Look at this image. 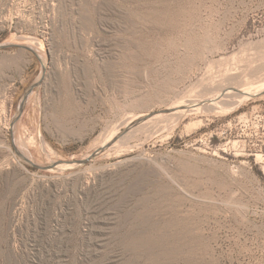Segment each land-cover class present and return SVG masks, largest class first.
<instances>
[{
    "label": "rangeland",
    "instance_id": "374dc122",
    "mask_svg": "<svg viewBox=\"0 0 264 264\" xmlns=\"http://www.w3.org/2000/svg\"><path fill=\"white\" fill-rule=\"evenodd\" d=\"M1 43L45 70L0 50V264H264V90L73 168L12 141L77 160L136 113L259 89L264 0H0Z\"/></svg>",
    "mask_w": 264,
    "mask_h": 264
},
{
    "label": "bare ground",
    "instance_id": "6f19581e",
    "mask_svg": "<svg viewBox=\"0 0 264 264\" xmlns=\"http://www.w3.org/2000/svg\"><path fill=\"white\" fill-rule=\"evenodd\" d=\"M156 13V12H155ZM29 39V38H28ZM29 41V40H28ZM32 41V39L30 40ZM36 41V40H35ZM34 41V42H35ZM38 41V40H37ZM38 43V42H37ZM23 44V43H21ZM39 44V43H38ZM238 71V70H237ZM239 72V71H238ZM231 77V76H230ZM239 77V76H238ZM227 78V77H226ZM264 79V78H263ZM233 80V79H232ZM256 80V79H255ZM254 80V81H255ZM227 81V80H226ZM252 81V80H251ZM257 81V80H256ZM263 81V80H262ZM229 83V82H228ZM233 83V82H232ZM231 83V85H232ZM237 83V81H236ZM243 84V83H242ZM245 84V83H244ZM263 84V85H262ZM262 84H258V86L262 85L258 90L254 89L255 91H253L252 89L250 88H243L242 86H240L241 88L239 87H223L222 89H224V91L220 92L218 95H216L215 93H213L214 95L211 96V97H208V98H201L200 100H197L196 101H188V102H182V103H173L171 105H169L168 107L162 109V110H159V111H156V110H153V111H150L148 113H136L134 114L127 122L124 123V125L122 126H125V128H128V132L130 130H133V128H137V126L139 127L140 124H143L144 122H148V121H153L155 119H162L163 117L165 119H167L166 117H168L170 120L172 119L173 116L177 117L175 119L176 120H179V118H182L184 116H188L190 114H192L193 112H197L199 110H201L200 108L202 106H211V105H218V103H220L221 100L224 101V99H227L229 97H236L238 96L239 99L236 98V100H238V104L241 103L242 101H244L246 98H249V97H252L253 95H256V94H259L261 93L263 90H264V83ZM226 85V84H225ZM247 85V84H246ZM209 86V85H208ZM251 86V85H250ZM254 86V84H253ZM251 86V87H253ZM256 86V85H255ZM254 86V87H255ZM257 86V87H258ZM249 87V86H248ZM253 87V88H254ZM226 88V89H225ZM256 88V87H255ZM257 96V95H256ZM200 98V97H199ZM195 100V99H193ZM228 101V99L226 100ZM235 102V98H234V101ZM224 104V103H223ZM220 105L219 107L223 106L225 108V105ZM226 104L228 105H231L232 104L229 102H227ZM234 104V103H233ZM235 104H237V101L235 102ZM237 104V105H238ZM230 106V107H231ZM227 107V106H226ZM209 108V107H207ZM223 108V109H224ZM229 108V106H228ZM205 110V108H203ZM233 109V108H232ZM207 110V109H206ZM215 110V109H214ZM226 110V109H225ZM231 111V110H230ZM224 112V111H223ZM198 115V114H197ZM171 117V118H170ZM196 117V116H195ZM209 118V117H208ZM164 119V120H165ZM200 119V118H199ZM174 120V119H173ZM197 120V119H196ZM202 120V119H201ZM207 120V119H206ZM199 121V120H198ZM177 122V121H176ZM175 123V122H174ZM138 129V128H137ZM123 130L122 129H119L118 130H115L113 131L112 133H109L104 139H102V142L100 143L99 147H103L105 146L106 144L110 143V142H114L113 145L111 147H116L117 144H119V142H121V138L117 139V140H114ZM131 132V131H130ZM128 134L129 136V133H126ZM123 137H126V136H123ZM127 139V138H124V140ZM123 142V140H122ZM121 145V143H120ZM124 145V144H123ZM43 147V146H42ZM98 147V148H99ZM110 147V148H111ZM97 148V149H98ZM110 148H107L105 149L104 151L106 150H109ZM112 149V148H111ZM96 150V149H95ZM112 151V150H110ZM118 151V150H117ZM22 152V151H21ZM116 152V151H115ZM23 153V152H22ZM262 156V155H261ZM264 156V155H263ZM56 162V166L54 167H51L50 169H56V168H59V169H64V168H73L75 166H78L79 163H76V162H73V161H55Z\"/></svg>",
    "mask_w": 264,
    "mask_h": 264
},
{
    "label": "water",
    "instance_id": "95a60500",
    "mask_svg": "<svg viewBox=\"0 0 264 264\" xmlns=\"http://www.w3.org/2000/svg\"><path fill=\"white\" fill-rule=\"evenodd\" d=\"M6 48H25L31 52H33L41 61H42V66H43V70H45V64L43 62V59L41 58V56L39 55L38 51L36 49H34L32 46L29 45H25V44H21V43H1L0 44V50L6 49ZM44 78V73L41 77H39L36 81H34L33 83H31L27 89L25 90L19 105H18V109H17V113L14 117V119L11 122V127L15 126V123L21 118L22 114L24 113L28 98L30 96V94L38 87L41 85L42 81ZM128 128H125L114 140H117L119 138H121L123 135H125L128 132ZM12 141L13 144L16 148L17 153L28 163H30L31 165L41 168V169H50L51 167L56 166V162H53L51 164H47V165H39L37 163H35L33 160H31L29 157L25 156L16 146L15 144V140L13 137V132H12ZM114 142H110L108 144H106L103 147H99L98 149H96L94 152H92L88 157L86 158H81V159H77V160H71L73 162L79 163V164H86L89 161H91L95 156H97L100 152L104 151L105 149L111 147L113 145Z\"/></svg>",
    "mask_w": 264,
    "mask_h": 264
}]
</instances>
